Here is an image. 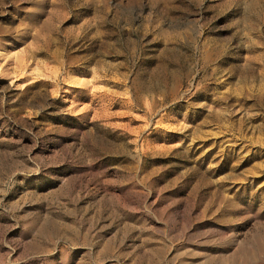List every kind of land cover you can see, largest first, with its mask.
Wrapping results in <instances>:
<instances>
[{
	"label": "rangeland",
	"instance_id": "obj_1",
	"mask_svg": "<svg viewBox=\"0 0 264 264\" xmlns=\"http://www.w3.org/2000/svg\"><path fill=\"white\" fill-rule=\"evenodd\" d=\"M0 264H264V0H0Z\"/></svg>",
	"mask_w": 264,
	"mask_h": 264
}]
</instances>
